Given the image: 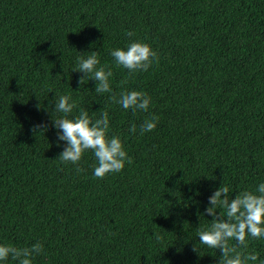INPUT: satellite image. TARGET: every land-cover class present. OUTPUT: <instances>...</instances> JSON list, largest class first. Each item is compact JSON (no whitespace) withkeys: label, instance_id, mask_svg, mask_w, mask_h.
Returning a JSON list of instances; mask_svg holds the SVG:
<instances>
[{"label":"trees","instance_id":"trees-1","mask_svg":"<svg viewBox=\"0 0 264 264\" xmlns=\"http://www.w3.org/2000/svg\"><path fill=\"white\" fill-rule=\"evenodd\" d=\"M133 40L159 62L130 75L111 51ZM91 51L112 68V93L73 72ZM125 90L146 92L149 109L110 99ZM67 94L72 117L108 111L132 157L122 171L95 178L92 151L80 172L59 160L52 117ZM262 182L264 0H0V243H42L32 264H217L220 250L197 234L211 225L209 197L222 183L234 199ZM248 245L259 257L249 264H261L264 239Z\"/></svg>","mask_w":264,"mask_h":264},{"label":"clouds","instance_id":"clouds-1","mask_svg":"<svg viewBox=\"0 0 264 264\" xmlns=\"http://www.w3.org/2000/svg\"><path fill=\"white\" fill-rule=\"evenodd\" d=\"M127 36L132 37L135 33L128 31ZM115 66L127 69L129 74L147 72L154 62H159V54L153 47L143 40H133L124 48L111 51ZM99 65V67H97ZM81 72L79 83L81 87L91 80L97 81L95 92L98 94L112 93L110 78L113 76L112 68L101 65L99 51H91L87 57H77L73 72ZM127 80L121 82L126 84ZM114 103H118L125 110L132 109L147 111L151 98L144 91L125 90L119 94L110 96ZM77 103L72 100L71 94L60 95L55 100V113L53 123L58 130L57 143L66 142V146L60 152L58 158L61 162L77 165L76 171L81 169L78 164L87 151H92L96 158L93 175L103 179L109 173L122 171L126 163L132 162L125 149L121 138L110 135L109 114L103 110L99 116H90L85 109H80L74 117L71 116ZM159 121V116L153 114L140 126V133L154 130ZM47 131L46 124L33 125V133ZM131 133L137 131V126L132 124L129 128ZM204 216H211V225L198 230V239L201 245L210 249L220 250L221 255L217 264H249L259 259L255 252H247L248 240L264 239V182L260 183L255 191L245 190L238 192L232 198L230 187L222 183L209 197V206L205 209ZM157 239H162L157 235ZM235 241V243H230ZM194 251H199L197 245ZM44 251L43 244L37 242L31 247H16L11 243H0V261H7L9 257L18 264H32L33 257ZM264 264V261L261 262Z\"/></svg>","mask_w":264,"mask_h":264}]
</instances>
